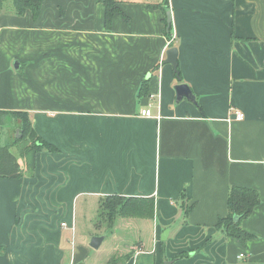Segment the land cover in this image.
<instances>
[{
	"label": "crops",
	"instance_id": "crops-1",
	"mask_svg": "<svg viewBox=\"0 0 264 264\" xmlns=\"http://www.w3.org/2000/svg\"><path fill=\"white\" fill-rule=\"evenodd\" d=\"M116 1L110 25L104 0L0 14V112H27L57 148L39 151L31 169L11 147L19 176L0 177V264H97L75 244L74 213L75 231L55 227L59 203L84 192L154 197L153 218L127 217L152 233L126 245L125 264L180 253L173 264H264V0ZM171 47L180 79L166 62ZM180 82L196 102H176ZM57 178L59 189L42 183ZM234 185L261 199L241 222L254 236L245 243L216 228Z\"/></svg>",
	"mask_w": 264,
	"mask_h": 264
},
{
	"label": "trees",
	"instance_id": "trees-1",
	"mask_svg": "<svg viewBox=\"0 0 264 264\" xmlns=\"http://www.w3.org/2000/svg\"><path fill=\"white\" fill-rule=\"evenodd\" d=\"M12 1L13 6L9 9L13 10L15 14L23 15L26 11H31L34 17H38L44 2V0ZM5 2L6 0H0V14L5 10H9L5 7ZM104 2L106 4V22L110 25L114 14L118 11L120 12V8L116 0H104ZM152 6L156 5L152 4ZM161 7L167 12L164 6ZM165 20L167 22V13ZM7 115L19 120L20 124L18 128H20L22 136L15 134L10 143L5 146L0 145V177H18L19 166L16 156L10 152L11 147L16 146L19 149L20 155L26 158L27 165L31 169L36 165L37 153L39 151H56L57 148L36 133L27 112H0V127L8 125L9 117ZM260 202V195L256 189L246 186H232L228 196V214L218 220L216 228L222 230L228 236L235 237L240 242L245 243L254 236L243 230L241 222L254 212ZM189 211L190 207L185 212L188 214ZM154 214V197L115 194L105 196L100 201V215L108 219L112 226L115 224L118 216L153 218ZM235 215H239L240 219L236 221L234 218ZM185 255L187 253H180L172 259L175 260ZM128 257L129 255L112 256L107 264H125Z\"/></svg>",
	"mask_w": 264,
	"mask_h": 264
},
{
	"label": "rangeland",
	"instance_id": "rangeland-1",
	"mask_svg": "<svg viewBox=\"0 0 264 264\" xmlns=\"http://www.w3.org/2000/svg\"><path fill=\"white\" fill-rule=\"evenodd\" d=\"M12 6L13 1L6 0L5 7L9 9ZM17 122H19V120L12 117L9 118V137L12 139L14 138L15 134H17L18 136H22V132L20 131V128H18L19 125H17ZM1 138L3 139L2 143H4L5 138L3 133L0 139ZM50 181L42 180V183L44 186H47V184H51V187L54 186L58 189L62 186V184L65 183L63 182L64 180H61L60 178ZM32 195L33 190H31L26 196H28V198L31 197L33 202V198L35 199V201L39 202L37 197L38 194L35 192V195ZM48 197L51 198L50 195ZM54 198H56V196ZM177 199L179 201L180 197H178ZM100 201L101 197L99 195L84 192L77 195L73 202L64 200L62 207V203L60 202L57 206L58 211L56 212L58 215H60L56 217L57 222L55 223V227L61 228L65 231V234H68V230L62 227V221L68 224L69 218H72V214L74 213L78 229L77 236L75 237V244L79 245V243L83 241L88 251L87 258L91 261L97 262V264H104L112 256H124L126 254H129V248L126 249V245H133V242L138 240L139 234L141 236L145 237L146 235L148 237L149 235H151L150 233L152 232L149 231L146 226L140 225V229L134 227L135 220L136 222H144L142 219L140 220L139 218L133 219L118 216L115 222L116 226H112L108 219H105L103 216L100 215ZM59 208H61V210H59ZM73 227L74 226L69 225L66 228H70L72 231H75ZM94 235L105 236V240L102 242L99 248H93L92 246H90L91 238ZM72 243H74V241ZM202 250H204V248Z\"/></svg>",
	"mask_w": 264,
	"mask_h": 264
},
{
	"label": "water",
	"instance_id": "water-1",
	"mask_svg": "<svg viewBox=\"0 0 264 264\" xmlns=\"http://www.w3.org/2000/svg\"><path fill=\"white\" fill-rule=\"evenodd\" d=\"M172 24V19H171V12H167V29L169 30ZM166 62L171 63L174 67V70L177 73V78L180 79L179 75V70H178V48L177 47H171L167 50L166 52ZM175 90L177 94L176 102L181 101L183 98H187L188 100L192 102H196V96L192 92L190 86L187 83L180 82L175 85ZM19 133V130H18ZM235 220H239L240 216L235 215L234 216ZM169 233V230H166L162 236L163 239H167V235ZM105 240L104 235H94L91 238L90 241V246L93 248H99L102 242ZM173 261L172 260H164L161 264H171Z\"/></svg>",
	"mask_w": 264,
	"mask_h": 264
},
{
	"label": "built area",
	"instance_id": "built-area-1",
	"mask_svg": "<svg viewBox=\"0 0 264 264\" xmlns=\"http://www.w3.org/2000/svg\"><path fill=\"white\" fill-rule=\"evenodd\" d=\"M174 37H175V35H174ZM172 39H174V38H172ZM150 96H151L152 100L157 99V98L159 99L160 98V93L159 92L158 93H153ZM141 114L144 115V116H153L152 111L150 109H147V108L142 109ZM235 118L237 120H243L245 118V114L241 110H236L235 111ZM62 226L66 227V226H68V224L66 222H62ZM73 229H74V227H73ZM245 257H246L245 253H240L239 254V258H245Z\"/></svg>",
	"mask_w": 264,
	"mask_h": 264
}]
</instances>
